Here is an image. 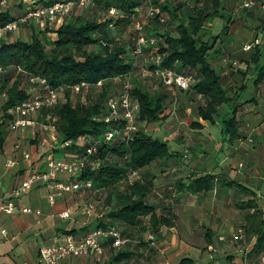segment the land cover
Listing matches in <instances>:
<instances>
[{
	"label": "crops",
	"instance_id": "1",
	"mask_svg": "<svg viewBox=\"0 0 264 264\" xmlns=\"http://www.w3.org/2000/svg\"><path fill=\"white\" fill-rule=\"evenodd\" d=\"M242 2L170 0L169 9L175 10L176 18L162 30L144 18L145 7L137 12L136 20L144 23L143 31L147 37L160 32L175 37L174 28L179 23L186 24L197 11L207 15L201 29L202 41L210 49L206 62L218 77L219 88L228 99L218 107V115L212 123L203 122L198 117L199 110L205 105L202 95L195 94L192 88L177 91L163 87L149 74L150 48L145 49L142 60L133 59L134 73L143 77L141 83L151 96L164 95L165 103L176 94L181 97L178 104L180 114L175 116L167 110L162 116L169 114L176 123L178 119L182 120V124H168L165 129V132H173V138L179 131H185L186 138L180 135L181 140L175 141L184 146L182 153L172 154L167 147L170 156L132 172L127 180L129 185H140L154 218L151 220L150 215L143 217L131 226L110 219L109 213L118 209L116 195L111 191L82 189L50 205L47 200L49 189L38 186L14 200L17 207L29 208L31 214L6 216L0 211V231L5 230L9 237H13L0 243V264L34 261L41 248L53 244L55 239L67 235L65 233L73 232L71 236L77 240L98 227L119 230L126 243L113 250L111 241L107 239L102 242L101 256L66 259L61 264L103 263L118 253L127 256L122 264H259L258 257L264 251L253 252L254 237L246 238L244 235L242 241L231 240V236L238 229L243 230L244 225L245 213L236 209L237 202L254 199L257 209L264 211L261 200L264 195V11L260 3L247 10L242 7ZM26 9L22 0H10L7 12L13 20L23 15ZM80 13L76 12L72 17L80 16ZM72 17L69 15L63 21ZM56 28L54 26L51 32H46L28 24L21 26L16 33L6 34L4 40L27 42L32 35L39 34V41L49 47L54 41ZM188 76L194 79L195 86V74ZM29 89L28 86V95L34 92ZM4 100L5 95L0 92V124ZM233 111H236V136L230 138L224 134L221 122ZM40 114L31 117L34 124L24 134L9 133L10 121L7 124V134L0 149V205L7 202L11 191L30 172L45 171L44 164L49 159L66 158L58 149V136L53 137L40 130ZM152 132L155 133L153 128L145 134L154 138ZM16 145L19 150L29 153V161L21 159ZM10 159L17 164L11 171H5L4 164ZM203 176L214 178L212 189L190 193L188 185L191 181ZM89 201L95 204L92 216L87 218L83 213L86 204L83 203ZM65 211L69 212V217L60 218Z\"/></svg>",
	"mask_w": 264,
	"mask_h": 264
},
{
	"label": "trees",
	"instance_id": "2",
	"mask_svg": "<svg viewBox=\"0 0 264 264\" xmlns=\"http://www.w3.org/2000/svg\"><path fill=\"white\" fill-rule=\"evenodd\" d=\"M62 1L67 0H39V4L49 6ZM151 4H157L156 0H151ZM169 6L170 2L161 6L165 19L163 24H159L157 20L150 21L159 30L176 18L175 10L171 11ZM141 7L147 8L145 0H90L86 8H75L70 14L72 16L76 12L84 11L85 15L73 16L75 18L70 20L68 18L53 31L54 41L49 47L39 41V34L32 35L27 42L20 39L9 42L4 40L5 37L0 40V92L5 95L2 106L3 121L0 124V149L7 134V124L11 120L8 112L29 97L28 79L32 77L45 79L51 88L60 90L64 97L62 104L41 114L49 113L54 119L59 144L72 142L69 149L60 150L66 153V157L83 152L84 145L78 142L80 138L84 137L91 142L100 140L106 126L98 119L116 79L129 78L131 97L137 101L139 107L138 124L147 125L162 120L166 97H153L145 86L130 80L136 69L132 66L135 57L132 55L134 32L131 25ZM112 9L116 11L113 19L108 16V11ZM87 14L93 16L87 17ZM207 17L202 11H197L187 19L186 24L179 23L175 26V37L165 32L152 35L151 37L159 42L148 48L152 51L148 60L159 55L162 68L183 75L194 73L197 83L192 89L195 94L202 95L205 101L198 117L203 122L212 123L213 118L218 115V107L228 99L226 93L219 88L218 77L206 62V54L210 49L202 41L201 29ZM9 21H12L9 12L0 13V27ZM109 25H112V29ZM113 32L119 39H115ZM126 32L129 40L126 45H121V38ZM100 42H105L106 47L102 48ZM143 57L145 58V49L142 56L135 59L142 60ZM147 70H150V67ZM185 71L186 74L183 73ZM98 82H101L102 86L95 88ZM80 83L88 85L82 91H98L94 102H79L75 105L71 103V89ZM235 113L236 111H233L221 122L224 134L230 138L236 136ZM168 156L170 155L165 143L138 131L131 142L117 141L100 146L96 157L91 159L94 163L82 172L80 178L82 181H89L91 190L95 192L111 191L116 195L118 209L109 213L108 217L131 226L143 217L150 215L152 220L154 216L152 209L145 203V195L142 194L140 185L127 183L129 176L153 161ZM213 185V177L203 176L191 181L188 191L192 194L208 192ZM233 185L246 192L242 187ZM235 207L245 213L242 228L246 238H255L253 252L264 251V211L257 209L254 199L237 202ZM249 211H252V214H248ZM126 257L118 253L107 262L95 264H122Z\"/></svg>",
	"mask_w": 264,
	"mask_h": 264
},
{
	"label": "built area",
	"instance_id": "3",
	"mask_svg": "<svg viewBox=\"0 0 264 264\" xmlns=\"http://www.w3.org/2000/svg\"><path fill=\"white\" fill-rule=\"evenodd\" d=\"M22 1L27 6L26 12L0 27V40L6 34L16 33L21 26L28 24L36 25L42 30L54 26L58 27L72 13L73 9L86 8L90 2V0H67L43 6L39 4L38 0ZM168 2L170 0H156L157 4L152 5L151 0H145V4L147 5L145 19L148 21L157 20L159 24H163L165 19L161 13V6ZM9 3L10 0H0V13L8 10ZM258 3H260V7L264 11V0H243L242 7L248 10L255 7ZM108 16L113 19L116 16V11L113 9L109 10ZM131 26L134 32L132 55L135 58L141 57L144 49L154 46L157 40L154 37L144 35V23L142 21L135 20ZM109 28L112 29V25H109ZM100 46L102 48L106 47V43L100 42ZM160 61L161 57L159 55H155L149 59V74L163 87L177 91H187L194 86L195 81L191 76L162 68ZM113 83L114 87L111 88L104 101L102 114L98 119L99 122L106 126V130L100 140L91 142L82 137L78 141L79 144L84 145L81 154L67 156L65 159H49L44 164L45 171L30 172L19 186L11 191L7 202L0 205V211L4 215L11 216L15 213L31 214L29 208L17 207L14 200L25 196L29 191L38 186L49 189L50 193L47 200L50 205H54L56 200L62 199L65 195L76 193L82 189H91V183L89 181H82L80 177L82 172L94 163L93 161L91 162V159L98 154V148L112 142L128 143L132 141L138 132V103L131 97V85L128 77L116 79ZM28 84L29 90L33 89L34 92L26 100L15 105L9 111L11 116L8 125L9 133L24 134L34 124L31 120L32 116L43 111H50L57 105L62 104L60 101V90L51 88L45 79L32 77L28 79ZM101 86L102 83L98 82L95 88H100ZM87 87L86 83H80L74 86L71 91L77 95ZM45 121V123L40 125V130L53 137L57 136L54 119L48 114ZM71 146L72 142L66 141L60 143L58 149H69ZM15 149L20 151V157L23 161L30 160L28 152L19 150L17 145ZM16 164L14 160L10 159L5 162L4 170L11 171L15 168ZM62 178L67 180H61ZM261 200L264 203V195ZM93 212L94 205L92 204H87L83 211L87 218L91 217ZM68 217V211L60 215L62 219H67ZM12 239L13 237H9L5 230L0 231V243H5ZM107 239L111 241L110 247L113 250L122 247L126 243L120 231L115 228L92 229L77 240L71 235L59 237L55 239L53 244L41 248L34 261L22 262L20 264H61L66 259H76L88 255L99 257L103 253L102 242ZM243 239L244 234L242 229H238L231 236L233 242L242 241ZM219 240L223 241V238ZM258 262L259 264H264V254L259 255Z\"/></svg>",
	"mask_w": 264,
	"mask_h": 264
},
{
	"label": "rangeland",
	"instance_id": "4",
	"mask_svg": "<svg viewBox=\"0 0 264 264\" xmlns=\"http://www.w3.org/2000/svg\"><path fill=\"white\" fill-rule=\"evenodd\" d=\"M87 13H88V11H87ZM85 14L86 13L84 11H81V13H80V15H85ZM145 15H146V10H145ZM92 16H93L92 14H90V15L87 14V17H92ZM70 17H72V16L70 15ZM72 18H75V17H72ZM144 18H145V16H144ZM50 28H49V30H45V31L46 32H48V31L51 32V30H53L54 27H50ZM129 29L131 31V28L130 27H129ZM129 29H128V31H129ZM130 31H129V33H130ZM114 36H115V39L116 40L119 39V38H117V36H116L115 33H114ZM121 39H122L121 45H126L127 42H128V40H129L128 39V32H126L122 36ZM130 80H134V82L136 84L142 86V83L141 82H143V77H141V75H138V74H135L134 73V77L132 75V77H131ZM97 94H98V91H96L95 89H90L89 91H86V92L85 91H81L77 95H75V94L71 95L70 101H71V103L73 105H75V104H77L79 102H83L85 104L92 103V102H94L96 100ZM173 97H171L169 99L167 97L168 101L166 103L164 102L165 105H164V110L163 111L166 112L167 110H170L171 113L173 112L174 115L177 116L178 114H180L179 113L180 110L178 109V104L180 103L181 97L179 96V94H176ZM60 101H61V103L64 102V97L62 96V94H61V100ZM48 114L49 113H47V114L44 113L43 115L40 114V116L42 115L41 116L42 118L41 119L39 118L38 119V122H39V120H41V123H45L46 122L45 119H46V116ZM168 115L167 116H165V115L164 116H161L162 117V120L161 121H158V122L153 123V124H149L147 126H145L144 123L138 124V126H137L138 127V131H142V132L145 133V132H149V130H151L153 128L155 130V133L152 132L154 134V139H157V140L165 143L167 145L168 149H169V152H172V154L173 153L174 154H180V153H182V151L184 149V146L177 144L175 141L181 140V138L179 137L180 135H183V137H184L183 139H185L186 138L185 131H183V132L179 131L177 133V135L175 134V136L173 138V132H169L167 130L165 132V129H166V127H167L168 124L170 126H173V123H175L177 125V124H180V123L182 124L183 122H182V120H179V119L177 120V123L176 122H173L174 121V117L173 116L172 117L170 116V118H169ZM182 127H184V126L182 125ZM174 129L176 130V128H173V130ZM63 154L66 155V153H64V152H63ZM83 204H86V205L87 204H92V205H94L95 203H93V202L85 203L84 202Z\"/></svg>",
	"mask_w": 264,
	"mask_h": 264
}]
</instances>
